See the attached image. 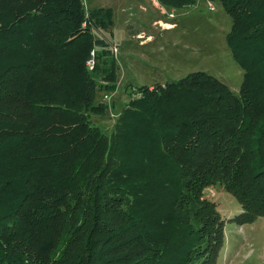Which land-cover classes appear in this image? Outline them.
I'll return each instance as SVG.
<instances>
[{
    "label": "trees",
    "instance_id": "16d2710c",
    "mask_svg": "<svg viewBox=\"0 0 264 264\" xmlns=\"http://www.w3.org/2000/svg\"><path fill=\"white\" fill-rule=\"evenodd\" d=\"M205 1L231 18L238 94L199 71L130 86L106 137L86 113L115 89L111 9L0 0V264H216L215 185L240 205L233 223L264 218V0Z\"/></svg>",
    "mask_w": 264,
    "mask_h": 264
},
{
    "label": "rangeland",
    "instance_id": "374dc122",
    "mask_svg": "<svg viewBox=\"0 0 264 264\" xmlns=\"http://www.w3.org/2000/svg\"><path fill=\"white\" fill-rule=\"evenodd\" d=\"M82 2L85 9L109 8L113 14L112 25L105 35L117 45L115 89L96 93L95 102L107 105L104 116L86 113L89 122L106 137L128 100L138 96L130 86L137 89L163 85L199 71L238 94L243 71L226 44L232 22L219 2L197 0L193 6L180 9L166 8L157 0ZM156 20L173 26L170 29L159 24L152 26ZM140 32L142 37H138ZM202 197L215 204L225 223L224 242L216 264H264V218L250 224L233 223L232 218L241 212L240 205L220 185L206 188Z\"/></svg>",
    "mask_w": 264,
    "mask_h": 264
},
{
    "label": "crops",
    "instance_id": "0c3cea01",
    "mask_svg": "<svg viewBox=\"0 0 264 264\" xmlns=\"http://www.w3.org/2000/svg\"><path fill=\"white\" fill-rule=\"evenodd\" d=\"M141 9L144 11V8L143 7H141ZM160 25L161 27H162V25H163V27L162 28H165V29H170V28H172V24H170V23H167V22H162L161 20H159V21H152V23H151V25L152 26H157V25ZM158 25V26H159ZM143 36V32H140V34L138 35V37H142ZM146 40H150V36H146V38H145ZM143 42V41H142Z\"/></svg>",
    "mask_w": 264,
    "mask_h": 264
},
{
    "label": "built area",
    "instance_id": "2783aa9c",
    "mask_svg": "<svg viewBox=\"0 0 264 264\" xmlns=\"http://www.w3.org/2000/svg\"><path fill=\"white\" fill-rule=\"evenodd\" d=\"M208 7H209L208 8L209 10H213V6L212 5H208ZM116 52H117V48H113V53L116 54ZM87 66H88L89 70H91L92 69V62L88 61L87 62Z\"/></svg>",
    "mask_w": 264,
    "mask_h": 264
}]
</instances>
